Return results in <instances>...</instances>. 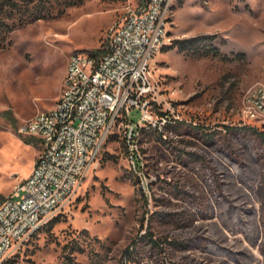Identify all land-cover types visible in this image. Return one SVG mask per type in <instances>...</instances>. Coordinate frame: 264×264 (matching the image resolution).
<instances>
[{
  "label": "rangeland",
  "instance_id": "374dc122",
  "mask_svg": "<svg viewBox=\"0 0 264 264\" xmlns=\"http://www.w3.org/2000/svg\"><path fill=\"white\" fill-rule=\"evenodd\" d=\"M140 0H48L0 46V201L31 171L44 145L20 132L55 105L68 56L102 53ZM167 43L211 34L208 49L164 47L154 57L152 113L166 125H123L106 140L71 200L3 264H264V0H177ZM138 122L140 113L130 111ZM28 139L32 141L29 142ZM153 237L158 241L154 245Z\"/></svg>",
  "mask_w": 264,
  "mask_h": 264
},
{
  "label": "built area",
  "instance_id": "2783aa9c",
  "mask_svg": "<svg viewBox=\"0 0 264 264\" xmlns=\"http://www.w3.org/2000/svg\"><path fill=\"white\" fill-rule=\"evenodd\" d=\"M177 0H142L96 55L74 50L68 56L61 93L53 107L37 112L20 132L40 138L44 148L30 173L0 201V264L15 254L71 200L106 140L123 125L129 157L138 152L137 133L160 127L154 119L155 55L167 43L172 5ZM251 117L264 114V87L249 95ZM140 113L138 122L130 111Z\"/></svg>",
  "mask_w": 264,
  "mask_h": 264
},
{
  "label": "trees",
  "instance_id": "16d2710c",
  "mask_svg": "<svg viewBox=\"0 0 264 264\" xmlns=\"http://www.w3.org/2000/svg\"><path fill=\"white\" fill-rule=\"evenodd\" d=\"M47 1L48 0H0V46L4 45L8 33L18 25L30 18L37 19L45 17L47 13ZM211 37V34H199L191 37L177 38L173 40L171 46H164V48L178 47L183 51L192 48L199 50L200 47H202V49H208V46L206 45L211 41ZM205 49L199 51H209ZM93 53L96 55L100 54V49L95 50ZM244 128L250 129L252 134L257 135L264 140V132L258 130L257 127L244 126ZM28 140L29 142L32 141L31 139ZM150 241L153 242L154 245H158V241L153 237L150 238ZM65 257L67 264H75L72 255L66 254Z\"/></svg>",
  "mask_w": 264,
  "mask_h": 264
},
{
  "label": "crops",
  "instance_id": "0c3cea01",
  "mask_svg": "<svg viewBox=\"0 0 264 264\" xmlns=\"http://www.w3.org/2000/svg\"><path fill=\"white\" fill-rule=\"evenodd\" d=\"M53 107V106H52Z\"/></svg>",
  "mask_w": 264,
  "mask_h": 264
}]
</instances>
